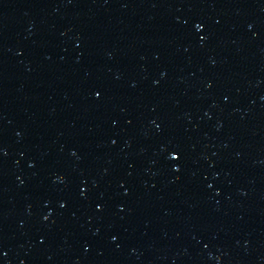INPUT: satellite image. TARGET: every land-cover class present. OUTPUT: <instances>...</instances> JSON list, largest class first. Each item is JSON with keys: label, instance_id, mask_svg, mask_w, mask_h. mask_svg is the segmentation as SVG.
<instances>
[{"label": "water", "instance_id": "water-1", "mask_svg": "<svg viewBox=\"0 0 264 264\" xmlns=\"http://www.w3.org/2000/svg\"><path fill=\"white\" fill-rule=\"evenodd\" d=\"M0 264H264V0H0Z\"/></svg>", "mask_w": 264, "mask_h": 264}]
</instances>
